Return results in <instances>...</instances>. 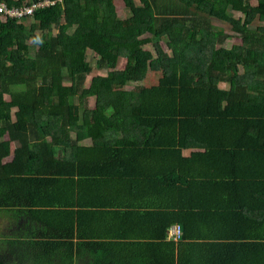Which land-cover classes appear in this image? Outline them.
Listing matches in <instances>:
<instances>
[{
  "label": "trees",
  "instance_id": "obj_1",
  "mask_svg": "<svg viewBox=\"0 0 264 264\" xmlns=\"http://www.w3.org/2000/svg\"><path fill=\"white\" fill-rule=\"evenodd\" d=\"M53 1L22 20L0 16V229L10 230L1 247L12 234H38L46 207L91 199L119 176L183 196L191 184L181 167L194 162L183 157L186 149L202 150L192 155L212 167L201 183H225L228 193L243 185L253 196L259 191L264 205V0L242 18L230 9L250 0H122L130 23L119 18L116 0ZM211 18L228 23L239 41L226 46L229 35ZM88 53L107 72L91 87ZM151 70L160 72L156 85L127 88ZM16 86L25 89L13 92ZM148 154L162 161L149 174L135 162ZM129 156L134 174L125 168ZM185 217L165 226L179 222L181 242L191 237ZM236 246L218 249L225 253L218 264H264V242ZM12 253L0 249V264L30 263L29 254ZM70 254L60 264H73ZM42 255L34 258L39 264ZM189 258L176 264H194Z\"/></svg>",
  "mask_w": 264,
  "mask_h": 264
},
{
  "label": "crops",
  "instance_id": "obj_2",
  "mask_svg": "<svg viewBox=\"0 0 264 264\" xmlns=\"http://www.w3.org/2000/svg\"><path fill=\"white\" fill-rule=\"evenodd\" d=\"M82 143L90 145L89 140ZM201 151L183 150V157L194 161L181 167L185 180L189 179L191 184L183 196L167 194L158 185L139 188V182L119 176L114 185L91 199L75 205L46 207L47 212L41 217L43 223L35 228L38 234L32 233L27 240L21 234H12V244L8 245L13 253L8 256L29 254V264H39L34 258L41 254L40 260L45 264H60L62 260L58 258H66L68 253L73 256V264H176L181 256H190L188 260L194 264H218L224 263L225 253L221 256L223 252H218L224 251V246L264 242V221L260 219L264 215L259 216L260 210H264L260 203L263 196L259 191V198L253 196L243 185L237 192L228 193L225 183H201L202 176L212 168L205 157L192 155ZM137 159L139 170L148 174L162 162L156 154ZM133 162L129 156L125 167L129 174L136 172ZM192 175L197 178H191ZM190 213L191 217L186 216ZM184 217L182 223L191 237L175 241L170 229L180 223H172L167 231L165 226ZM2 230L1 239L10 235V230Z\"/></svg>",
  "mask_w": 264,
  "mask_h": 264
},
{
  "label": "rangeland",
  "instance_id": "obj_3",
  "mask_svg": "<svg viewBox=\"0 0 264 264\" xmlns=\"http://www.w3.org/2000/svg\"><path fill=\"white\" fill-rule=\"evenodd\" d=\"M135 1L138 5L142 4L140 2V0H135ZM47 3L48 2H43V4H47ZM51 4H49V5H51ZM115 5L117 8L119 18H121L125 23H130L132 21V18L128 15L127 10L125 9L124 2L122 0H116ZM254 5H256V0H250L248 6L247 5H232V7L230 9L231 10L230 13H231L232 18H239V17L242 18L243 15L249 10V7L254 6ZM210 23H211L213 29H216V30L221 29L222 31L226 32L229 35L224 42V44L226 46H230L234 42L239 41L238 35L231 30L228 23H226L224 21L217 20V19H213V18L210 19ZM256 24H259V21L258 22L256 21ZM52 31L54 33H56L58 31V25L57 24H55L52 27ZM30 44L33 45L32 42ZM161 44L165 49L167 48L164 40L161 42ZM149 47H151V46H149ZM36 49H37V47H34L31 49V53L29 55L31 58L35 57ZM88 58H89V62L91 63V65L94 68V72L90 76L87 77L85 85H86V87H91L92 79L95 76L107 75V72L106 71H97V69L95 68L96 58H94L92 53H88ZM124 63H125V59L122 60L120 68L123 66ZM159 75H160V72H157V71L155 72V71L151 70V71H149V74L147 75V78L145 79L144 82L128 84L127 88L132 89L133 87L138 86V85L147 86V87L156 85L158 82ZM222 86L224 87V85H222ZM225 86H227V85H225ZM24 89H25L24 86H16V87L11 88V90L13 92L23 91ZM6 99L10 100V96L7 95ZM94 104H95L94 98H90V108H93ZM4 139H6V138H4ZM60 158H62V154L60 155ZM6 220H8V219L3 218L2 223H4Z\"/></svg>",
  "mask_w": 264,
  "mask_h": 264
},
{
  "label": "built area",
  "instance_id": "obj_4",
  "mask_svg": "<svg viewBox=\"0 0 264 264\" xmlns=\"http://www.w3.org/2000/svg\"><path fill=\"white\" fill-rule=\"evenodd\" d=\"M43 2H48L43 4ZM54 3L53 0H37L32 1L30 4H24L21 6L18 5H9L5 1H0V16L3 19L11 18L22 20L23 17L32 15L37 8L49 6V4ZM170 236L178 241L182 238L183 232L182 228L179 225H175L170 229Z\"/></svg>",
  "mask_w": 264,
  "mask_h": 264
}]
</instances>
